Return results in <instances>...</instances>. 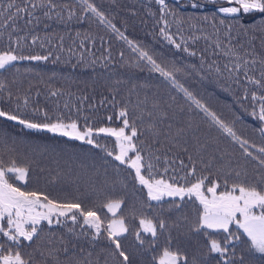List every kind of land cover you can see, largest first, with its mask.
Instances as JSON below:
<instances>
[{
	"label": "snow or ice",
	"instance_id": "snow-or-ice-1",
	"mask_svg": "<svg viewBox=\"0 0 264 264\" xmlns=\"http://www.w3.org/2000/svg\"><path fill=\"white\" fill-rule=\"evenodd\" d=\"M154 2L159 6L158 23L162 22L159 35L176 50L172 55L175 57L177 52H183L195 57L197 53L189 49L187 40L181 36L177 42L170 31L168 17L176 18L178 25L182 21L169 7L168 0ZM79 3L85 13L96 17L99 23L127 43L135 67H141L143 63L149 73L158 74L157 78L180 95L184 104L176 103L177 95H169L167 100L145 95L133 103L131 99H118V92H110V98H103L99 106L110 108L111 114L104 119L109 124L119 121L120 126L97 127L94 121L90 122L89 115L81 116L88 97L79 99L76 118L65 117L58 103L55 114L51 115L47 107H38L39 101H34L30 95L14 96L8 85L0 80V103L5 102L3 94L6 92L10 105L7 110L0 108V119L14 122L24 130L50 133L88 146L81 149L84 158L102 162L104 181L101 189L109 184V169L113 174L112 194H104L102 199L97 189H93L96 199H92L91 194L84 199L53 198L47 191L30 188L31 164L18 163L21 155L26 158L45 155L47 146L13 138L0 131V264H34L23 248L39 239L45 227H67L69 221L74 226L69 232L77 238L84 236L93 245H103L104 264H145L144 257L150 253L155 255L147 264H213V260L216 264H246L243 256L236 258L237 241L245 245L249 253L264 255V57L259 60L241 57L235 51L237 46L232 44L231 35L235 27L251 36L250 46L256 38L264 46V0H207L214 6L211 15L216 33L220 31L216 25L217 17H220L219 24L226 28L224 55L235 56L233 67L225 65L228 78L244 88L241 103L250 101L251 110L244 109V112L253 121L246 127L259 133V144L238 131L237 125L244 123L240 115L234 113L231 118H225L181 82V76L199 75L196 65H185L176 59L158 62V54L153 49L129 40L95 3L90 0H79ZM205 6L201 0L190 3L193 9ZM37 7H47L49 11L44 15L51 18L50 12L56 5L52 0H48L47 5L31 4V9ZM0 9L8 12L2 27H11L6 50H0V70L11 72L17 62L48 61L53 56L52 51L46 55H25L26 37L13 38L17 31L15 21L23 18L21 13L29 17L27 23H32L34 13L28 0L24 7L9 0L6 6L0 3ZM3 14L0 11V16ZM74 14L69 11L68 19ZM203 20L207 22L209 17L205 15ZM2 38L3 32H0ZM37 40L38 37L33 36L31 43L36 44ZM215 47L221 49V41L217 40ZM239 47L243 48V45ZM119 55L123 60L124 53ZM257 63L261 66L259 78L249 75ZM200 67H203V56ZM208 67L211 69L212 65ZM215 70L220 73L219 67ZM248 85L252 86L250 95ZM149 86L148 83L133 85V90ZM36 95L39 96V92ZM62 95L60 90H49L48 93L49 98ZM88 107L96 111L97 106ZM64 108L71 111L68 103ZM185 111L188 113L186 119ZM196 117L206 130L201 129ZM165 122L166 129L161 127ZM146 136L152 143L143 139ZM105 137L113 138L111 147L101 143V138ZM162 137L170 147L161 154ZM221 140L228 146L221 147ZM173 148H179L180 152L171 155ZM96 174L99 175V170ZM124 209H128L127 215ZM75 226L81 229L80 233L74 231ZM201 249H206L207 254H202ZM88 264L92 262L88 261Z\"/></svg>",
	"mask_w": 264,
	"mask_h": 264
},
{
	"label": "trees",
	"instance_id": "trees-1",
	"mask_svg": "<svg viewBox=\"0 0 264 264\" xmlns=\"http://www.w3.org/2000/svg\"><path fill=\"white\" fill-rule=\"evenodd\" d=\"M8 2L9 0H0V3L5 6ZM28 2L30 10L34 13L31 18L32 23H27L29 17L27 14L21 13L20 16L23 18L16 19L17 31L13 38L26 37L24 41L26 46L23 50L25 55H46L48 51H52L53 56L48 61L17 62L11 72L0 70V80L8 85L14 96L30 95L34 101H39L38 107H47L51 115L55 114L54 109L58 103L63 115L71 116V118H76L75 108L79 99L88 97L83 105L81 116L89 115L90 122L94 121L97 127H119V121L109 124L104 119L111 114V109L99 106V102L103 98H110V92H118V99H131L133 103L138 99L142 100L145 95L150 98L161 96L166 100L169 95H177L174 90L169 89L166 83H162L157 78L158 74L149 73L143 63H141V67H135V59L127 43L113 33L110 28L99 23L96 17L85 13L79 0H52L56 7L50 12L51 18L44 15L46 11H49L47 7L31 9V4L47 5L48 0H28ZM90 2L101 8L129 40L153 49L158 54V62L176 59L185 65H196L199 75L193 73L188 78L181 76V82L190 87V90L200 98L206 100L214 110L225 118H231L234 113L240 115L244 123L237 125L238 131L243 132L244 136L257 144L261 142L259 133L253 128L246 127L253 121L244 112V109L251 110L250 101L241 103L243 86L236 85L228 78L229 71L225 65L233 67L235 56L224 55L223 46L227 45L226 28L219 24L220 17L216 18V25L220 29L219 33H216L213 28L211 14L214 6L212 4L207 3V0H201V3L206 6L193 9L190 7L191 0H168L169 7L182 21L178 25L176 18L168 17L170 31L175 34L177 42L183 36L188 42L189 49L197 53L195 57H189L187 53L177 52L174 57L172 53L176 50L159 35L162 22L158 23L160 19L159 6L155 4L154 0H90ZM15 3L24 7L25 0H15ZM178 4L179 7H177ZM0 11L4 12L0 16V32H3V38L0 39V50H6L11 27L7 29L2 27L6 23L8 12L4 9H0ZM11 11L15 12V9ZM69 11L75 13L71 19H68ZM205 15L209 17L207 22L203 20ZM178 28L182 30L178 31ZM231 35L232 44L237 46L235 51L241 57H255L257 60L264 57V46L259 38H256L250 46L248 43L251 39L250 35H244L235 27ZM33 36L38 37L36 44L31 43ZM192 37H197V39L193 40ZM217 40L222 43L221 49L215 47ZM41 44L44 45L43 48ZM240 44L243 45V48L239 47ZM121 52L124 53L123 60L119 55ZM56 56H59V60H56ZM201 56H203L202 68L200 67ZM209 65H212L211 69H209ZM217 67H219L220 73L216 72ZM16 69L19 71L17 72ZM260 70L261 66L257 63L249 71V75L259 78ZM240 78L243 83V69L240 72ZM144 83H148L150 86L147 88L136 87L133 90V85ZM229 87L230 90H225ZM248 87L250 95L252 86L248 85ZM49 90H60L63 95L49 98ZM37 92H39V96L36 95ZM3 95L5 102L0 103V108L7 110L10 107L6 99L7 93L5 92ZM65 103H68L71 111L64 108ZM176 103L184 104L180 95H177ZM88 105H96V111L90 109ZM187 115L188 113L185 111V119ZM195 119L197 123L201 124V129L206 130V126L200 118L196 117ZM81 122L83 123V120ZM161 127L166 129L167 122ZM0 131H5L13 138L47 146L48 152L43 156L26 158L21 155L18 158V163L21 165L31 164L30 188L47 191L51 197L56 199H73L75 197L84 199L89 194L92 199H96L97 194L93 192V189L99 190L101 199L104 194H112V171L111 169L108 171L109 184L101 189L104 181L102 162L84 158L81 149L88 146L50 133L24 130L14 122H6L3 119H0ZM212 135L215 136L216 133L213 132ZM143 139L149 144L152 143L149 136L143 137ZM101 143L111 147L113 138H101ZM227 146V142L221 140V147ZM169 147V142L162 137L159 152L162 154ZM179 152V148H173L171 155ZM236 156L238 157L239 154L236 153ZM97 170H99V175L96 174ZM124 211L127 215L128 209H124ZM73 227L70 221L67 227L62 225L45 227L44 231L40 233V238L35 240L30 247L25 246L23 251L31 255L34 264H88V261L96 264L97 260H99V264H104V254L101 251L103 245H93L84 236L77 238L76 235L69 232V229ZM233 230H235L234 227ZM74 231L80 233L81 229L75 226ZM242 239L247 240L245 237ZM235 251L236 258L239 259L243 256L246 264H264V255L255 252L249 253L247 247L238 241ZM201 252L207 254L206 249H201ZM152 255L155 253L144 257L145 264L150 261ZM213 264H216L215 260H213Z\"/></svg>",
	"mask_w": 264,
	"mask_h": 264
},
{
	"label": "rangeland",
	"instance_id": "rangeland-1",
	"mask_svg": "<svg viewBox=\"0 0 264 264\" xmlns=\"http://www.w3.org/2000/svg\"><path fill=\"white\" fill-rule=\"evenodd\" d=\"M234 227V226H233ZM246 238V237H245ZM247 239V238H246ZM259 254V253H258Z\"/></svg>",
	"mask_w": 264,
	"mask_h": 264
}]
</instances>
